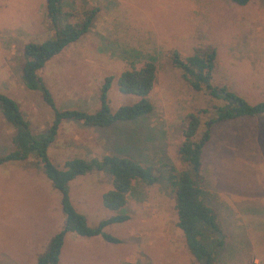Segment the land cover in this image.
I'll return each instance as SVG.
<instances>
[{"label": "rangeland", "instance_id": "374dc122", "mask_svg": "<svg viewBox=\"0 0 264 264\" xmlns=\"http://www.w3.org/2000/svg\"><path fill=\"white\" fill-rule=\"evenodd\" d=\"M70 13L96 9L89 31L48 60L37 72L57 110L93 113L105 77L110 111L137 98L116 90L118 75L154 59L155 79L146 97L151 113L124 129L108 130L62 121L46 149L61 169L72 158L127 157L149 166L152 185L134 182L120 211L102 207L110 177L89 172L68 184V199L88 227L118 213L128 219L100 236L64 235L57 264H197L176 228L168 168L187 170L177 149L188 114L198 117L193 140L208 131L201 149L199 186L216 217L222 247L215 264H264V116L211 123L223 104L192 91L170 63L212 49L211 84L248 104L264 101V0L242 7L228 0H62ZM45 0H0V94L13 100L32 134L47 129L52 111L37 91L20 81L22 48L52 38ZM123 126V125H122ZM13 130L0 117V156L11 149ZM59 195L34 159L0 165V264H35L63 225Z\"/></svg>", "mask_w": 264, "mask_h": 264}, {"label": "trees", "instance_id": "16d2710c", "mask_svg": "<svg viewBox=\"0 0 264 264\" xmlns=\"http://www.w3.org/2000/svg\"><path fill=\"white\" fill-rule=\"evenodd\" d=\"M228 1L238 7L245 6L249 2V0ZM95 13L96 9L80 14L66 12L63 10L62 0H45V14L53 36L41 43H27L22 48L20 81L26 90L37 91L44 104L52 111L53 119L47 129L32 134L16 103L0 94V117L13 130L10 139L12 149L0 156V165L34 159L40 165L43 176L60 197L63 225L50 238L44 252L37 256L35 264H57L63 238L67 233L84 238L100 236L109 244L119 243L118 239L105 234L103 229L108 225L123 223L128 217L121 212L100 220L94 227H88L85 218L75 212L68 199V184L74 178L89 172H100L109 176L111 188L100 197L102 207L109 211H120L124 207L126 195L134 182L152 185L157 181L152 168L141 166L127 157L103 155L98 159L87 161L72 158L65 161L62 168L58 169L46 155V149L53 142L62 121L115 131L124 129V124L137 122L151 113L152 108L146 97L155 79L152 57H149L138 69L130 68L121 72L115 80L118 93L137 98L133 104L110 111L107 105V92L112 78L105 77L99 88L98 109L95 112L89 114L77 110H57L54 107L50 93L37 72L48 60L89 31ZM170 63L181 71L182 78L192 91H204L209 97L223 102L221 106L215 108V117L211 119V123L240 117L264 116V101L248 104L225 87L211 84L215 64L214 50L195 51L185 58H180L177 52L173 51L170 55ZM198 125L199 120L196 115L186 116L177 154L179 160L187 166V170L177 172L169 167L166 181L173 192L175 226L182 234L186 249L197 264H215L222 242L219 239L216 217L205 204L207 194L200 188L198 182L201 149L208 141L207 130L202 133L199 140H193Z\"/></svg>", "mask_w": 264, "mask_h": 264}]
</instances>
